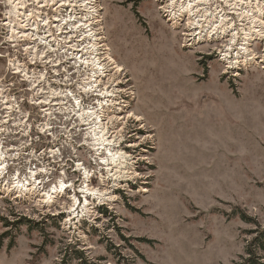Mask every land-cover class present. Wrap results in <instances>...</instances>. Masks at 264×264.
Returning <instances> with one entry per match:
<instances>
[{"label": "rangeland", "instance_id": "374dc122", "mask_svg": "<svg viewBox=\"0 0 264 264\" xmlns=\"http://www.w3.org/2000/svg\"><path fill=\"white\" fill-rule=\"evenodd\" d=\"M97 1L106 46L124 68L114 75L127 103L116 127L125 128L121 149L135 158L137 177L111 205L94 201L75 228L62 213L70 191L45 210L34 204L38 196L27 205L0 200V264H242L252 242L264 264L262 65L226 69L219 43L184 48L157 0ZM8 11L0 0V44ZM0 53L14 55L6 44ZM17 57L28 62L22 49ZM7 62L0 57V82L29 88L8 74ZM77 151L68 156L96 170L87 149ZM69 177L80 185L79 173Z\"/></svg>", "mask_w": 264, "mask_h": 264}, {"label": "bare ground", "instance_id": "6f19581e", "mask_svg": "<svg viewBox=\"0 0 264 264\" xmlns=\"http://www.w3.org/2000/svg\"><path fill=\"white\" fill-rule=\"evenodd\" d=\"M4 1L9 7V17L1 24L5 27V32L0 48L6 44L14 52V55L0 53V57H7L8 74L11 73L14 77L20 75L23 80L30 82L32 100H35L31 104L38 105L42 115L48 118V123L43 126V130L45 128L49 131L55 130V133H52L53 137L62 141L63 144L66 143L67 146H73L75 154L78 153L74 146L77 142L75 138L78 135L81 136L79 132L84 131L85 135L81 136L82 139L78 143V147L87 150L90 148V153L91 151L93 154L95 153L91 161L96 167V170H91L85 163L75 162L77 163L76 171L81 175L82 186L75 189L74 181L70 180L69 186L73 193L68 198L65 197L66 195H61L68 188L64 182L62 183L61 178H59V188L56 186L53 188L54 194L43 193L44 191H41V187H38L34 179H32L33 181L25 179L23 183H18L15 187L22 201H28L39 195L37 200L35 198L34 204L37 203V206L44 210L54 208L55 203L65 197L71 204L62 206V213H68L65 222L72 224L75 228L77 223L84 220L86 215H91L92 210L96 209V205L93 204L94 201L98 202V205H111L117 201L115 191L122 188L123 184L128 187V181L137 177L135 158L121 149V145L125 141V128L122 126L119 130L116 127L119 122L125 119L123 117L117 119L116 113L125 111L127 107L124 106L126 103L124 100L126 97L124 96L125 89L118 86L121 82L117 79L118 76L115 77L114 75L124 72V68L111 56L109 48L106 46L105 37L102 35V26L99 24L100 19H97L99 15L97 0ZM236 1L242 2L241 0ZM244 1L249 5L248 0ZM214 2V0H195L187 7L183 0H166L160 9L172 16L171 20L176 25L181 16H187L184 35L187 42H194L197 36L201 37L208 34L209 24L212 23L217 12ZM256 2L260 3L259 0ZM228 3L229 0L226 2L227 6H229ZM252 16V19H256V21L248 24L251 37L258 35L264 41V19L257 15ZM226 25L233 27L234 23L230 22L227 17H223L221 22L216 25L215 22L212 23L210 28L213 29L209 37L217 38L215 31L219 27L225 28ZM238 37L239 33H235L232 38L226 40L221 46V52L224 51L225 54L223 55L226 57L231 55L234 64L241 65L247 61L243 59L245 57L237 56L241 55L239 53L234 56L231 54L237 49ZM21 49L25 52L28 62L21 61L17 57L18 50ZM247 52L252 55L251 58H256L254 54L257 53H254V50L246 47L245 53ZM259 57L264 61V54L259 55ZM30 65L34 66L31 67ZM246 65L248 66V64ZM41 66L49 68L54 73V80H48V72L46 69L41 71ZM59 76H63L64 79H60ZM53 81L66 87H68L67 85H76L78 89L76 91L79 95L77 96L76 92L70 89H67L66 93L57 89L52 91ZM48 90L54 92L53 95L62 97V100L55 102L51 96L42 99V95L48 93ZM80 93L90 99L87 105L83 102ZM127 94H129L127 96L133 95L131 92ZM40 99L42 100L40 101ZM33 109L35 110V107ZM9 110L12 118L20 117V107L11 105ZM0 116L3 117L1 112ZM132 117L136 121L143 120L141 116L130 112L129 118ZM52 120H56L59 125L57 122L53 123ZM7 122V119L0 120V125ZM28 122V120L19 118L9 122V126H2L0 131H8L11 135L19 131L23 138L25 130H22L21 127L27 126ZM56 129H58V133ZM61 135L65 139H60ZM19 136L17 135V137ZM14 139L18 140L19 138L12 137L10 140ZM18 143H9L8 145L6 143L7 146H5L4 141L0 139V179L6 174V171L8 172L6 166L8 160L15 159L17 156L15 152L19 153L23 148ZM23 143L25 148L30 145L29 140H25ZM137 146L132 143L128 147ZM95 175L99 182L102 181L101 187H94L89 183V179ZM111 183L112 185H110ZM9 187L14 190L13 185H9ZM40 192L42 193L37 194ZM51 203H53L52 207H50ZM74 219L77 222H73Z\"/></svg>", "mask_w": 264, "mask_h": 264}, {"label": "built area", "instance_id": "2783aa9c", "mask_svg": "<svg viewBox=\"0 0 264 264\" xmlns=\"http://www.w3.org/2000/svg\"><path fill=\"white\" fill-rule=\"evenodd\" d=\"M166 0H157L159 3V12L164 17V21L167 22L168 25L171 26V29L174 31H180V35L183 38L182 46L184 48H193L195 46H199L201 44H208V43H219V47L217 48V56L218 58L225 63L226 69H236V70H249L259 67V65L264 66V61L259 57V55L264 54V41L261 40L260 36L251 37V32L248 30V24L252 21H256V19H252V15H257L261 17V19H264V1L259 0L260 3H257L256 0H248L249 5L245 3L244 0H241L242 2H237L236 0H229V6L226 5V2L228 0H214V7L216 8L217 12L214 15L212 23L215 22V25L221 22V19L223 17H227L230 22L234 23V26L231 27L230 25H226L225 28L219 27L215 34L217 35V38L209 37L210 32L212 31L211 24H209L208 34H205L201 37H196L197 39L194 40V42H187L186 36L184 35L185 32V25H186V19L187 16H181L179 18L180 24H175L172 22L171 18L172 16H169L168 13H165L161 11L160 6L165 3ZM185 5L188 7L189 4L194 3L195 0H183ZM252 16V17H251ZM198 17L196 18V20ZM232 28V29H231ZM235 33H239L238 40L236 41L237 49L235 51H232V56L237 55V53L241 55L237 56H244L245 61L243 64H234V59H232L231 55L229 57H226L225 52H221V46L223 43H225L226 40L232 38V35ZM214 34V33H213ZM237 36V35H236ZM249 47L250 49L254 50V54L256 55V58H251L252 55H249L248 52L245 53V48ZM225 50V49H222ZM248 64V66L246 65ZM261 68L264 70V67ZM54 75V73H52ZM55 76V75H54ZM52 77L51 79L54 80L55 77ZM60 79H64L63 76H59ZM50 79V80H51ZM49 80V79H48ZM23 81L17 80V83H8V82H0V112L3 114V117L0 116V120L7 119L8 122L0 125V128L2 129V126H9V122L18 120L19 118L23 120H28V125L25 127H21L22 130H25V135L22 138L21 132H17L16 134H10L8 131H0V139L4 141V145L7 146L9 143L14 144L16 142H19L18 144L20 146H23V148L17 153L16 158L9 159L6 163L7 170L6 174L0 179V200L2 201H10L12 203H16L18 205L25 203L27 205L30 203L31 199L28 201H22L19 198L17 188L15 187L18 183H23L25 179H34L38 185V187H41V191H44L43 193L50 192L52 194L53 188L56 186V188L60 186V180L62 179V183L64 182L65 185H67V189L64 190V192L61 195H66L70 191V195H72V190L70 185L71 178L69 177V174H76L79 173L77 170V163H83V161H77L75 163L72 158H70L68 150L75 154V151L73 149V146H67V144L61 143L60 140H56L53 137L52 133H55V130H43V126L48 123V118L42 115V111L40 110V107L38 105L34 106L31 104L35 100L33 99V95L30 91V87L26 88L22 87ZM53 88L52 91L57 89L58 91H62L66 93L67 89L73 90L77 96L79 95L76 90V85H60L58 83L52 82ZM48 88V86H46ZM49 91V90H48ZM51 90L48 93H44L42 95V99L45 97H52L53 101H61L62 97H58L57 95H53ZM26 92H30V96H26ZM80 95L83 97V102H85V99H88L85 97L84 94L80 93ZM40 99V101L42 100ZM72 101H74V98H72ZM17 106L20 107L21 115L20 117H13L12 114L9 113V107ZM35 107V110L33 109ZM45 109V108H44ZM9 115V116H8ZM53 123L57 122L56 120H52ZM8 128V127H7ZM56 128V125H55ZM54 128V129H55ZM58 129H56L57 131ZM59 131H57L58 133ZM17 135H20L17 137ZM19 138L18 140H10L11 138ZM65 137L61 135L59 138L61 139ZM21 138V139H20ZM9 140V141H8ZM25 140H29L30 145L28 147H24ZM9 142V143H8ZM7 143V145H6ZM23 144V145H22ZM75 146V145H74ZM122 146V145H121ZM77 149H80L81 147L75 146ZM76 149V150H77ZM129 150V149H128ZM13 151V150H12ZM127 151V150H125ZM54 155V156H53ZM137 157V156H135ZM73 163V166H71V163ZM35 172L36 175H33ZM57 175V178L56 176ZM56 179V181H54ZM83 179V177H82ZM89 183L91 185H94L93 183L95 181H99L98 177L95 175V177H91L89 179ZM33 181V180H32ZM54 182V183H53ZM9 185L14 186V190L12 187L10 188ZM10 188V189H9ZM37 193V194H41ZM39 196V195H38ZM45 196V195H44ZM34 198V197H33ZM59 214V213H58ZM37 215L39 217L45 216L44 213L40 210L37 211ZM36 217L38 218V216ZM28 217V216H27ZM57 215H54L52 218H56ZM30 218V217H28Z\"/></svg>", "mask_w": 264, "mask_h": 264}, {"label": "trees", "instance_id": "16d2710c", "mask_svg": "<svg viewBox=\"0 0 264 264\" xmlns=\"http://www.w3.org/2000/svg\"><path fill=\"white\" fill-rule=\"evenodd\" d=\"M253 245L254 243L252 242V244L247 248V259L242 264H263L260 261V257L256 254ZM262 248L264 249V245L261 246V249Z\"/></svg>", "mask_w": 264, "mask_h": 264}, {"label": "flooded vegetation", "instance_id": "af4514ba", "mask_svg": "<svg viewBox=\"0 0 264 264\" xmlns=\"http://www.w3.org/2000/svg\"><path fill=\"white\" fill-rule=\"evenodd\" d=\"M40 70V69H39ZM85 134H83V136H84ZM89 151V152H88ZM87 152H88V155H89V159L91 160V158L92 157H94V154L92 153V151H91V153H90V148L87 150ZM76 181V180H75ZM75 181H74V188L76 189V188H78L81 184H82V181H81V183H80V185L79 186H76V183H75ZM76 194V193H75ZM78 195V194H77ZM77 197H79V196H77Z\"/></svg>", "mask_w": 264, "mask_h": 264}]
</instances>
